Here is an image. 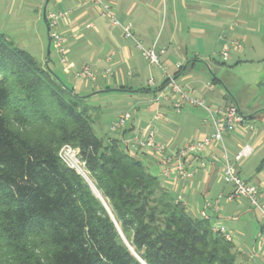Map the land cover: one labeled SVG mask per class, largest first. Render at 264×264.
Returning <instances> with one entry per match:
<instances>
[{"label":"crops","instance_id":"1","mask_svg":"<svg viewBox=\"0 0 264 264\" xmlns=\"http://www.w3.org/2000/svg\"><path fill=\"white\" fill-rule=\"evenodd\" d=\"M102 2L109 6L117 24L112 23L110 16L102 15V8L91 0H0V33L10 37L17 34L15 31L19 28L18 36L22 42L38 43L40 56L45 59L48 23L43 10L45 8L46 13L67 12L56 25V31L67 40L66 60L61 62L51 44L58 55V69L52 65L51 58L48 65L64 83L78 94L87 96L91 105L100 107L101 114L114 115L108 128L121 114H131L127 125L105 140L116 138L124 144V140L135 133L152 129L166 145L165 155H169L188 142L214 132L205 109L188 104L180 111L174 108L176 96L168 92L166 84L162 86L166 80L163 69L173 77L178 73L174 77L176 82L193 97L203 98L211 107L236 105L246 122L234 131L225 132L223 143H216L187 159V166L195 171L191 178L178 177L174 172L164 175L162 156L151 149L137 151V154L170 194L184 205L188 215L201 218V212L205 211L211 227L225 228L239 263L264 264L260 217L245 198L227 200L225 196L231 192V185L222 179L223 150L233 158L242 146L251 145L252 154L236 162L235 168L240 177L258 187L264 199V128L256 126L259 122L264 123V104H255L244 113L236 98L225 100V91H215L214 82L206 78L207 72L205 74L206 68L211 70L209 62L215 61L213 56L222 50L228 39H239L242 44L250 42L252 48L257 46L264 51V0ZM23 10L34 13L32 19L23 17L15 21ZM10 13L15 15L7 17ZM5 18L8 21L4 26L1 20ZM39 19L43 21L45 35L44 30L39 31L40 27L34 28ZM233 21L236 25L231 30L229 25ZM125 24L131 26L134 38L143 47L154 46L157 52L163 50L159 53L163 69L150 64L136 48L134 40L124 36L122 26ZM85 64L96 69L94 81L75 77ZM180 67L183 68L178 72ZM149 79L155 84L149 85ZM132 99L136 101L132 104V113L120 108V104L128 105L130 102L127 101ZM96 124H99L98 120L94 126ZM218 195H221L218 207L214 208Z\"/></svg>","mask_w":264,"mask_h":264},{"label":"trees","instance_id":"2","mask_svg":"<svg viewBox=\"0 0 264 264\" xmlns=\"http://www.w3.org/2000/svg\"><path fill=\"white\" fill-rule=\"evenodd\" d=\"M100 114L0 33V239L13 264H242L231 241L188 215L137 151L98 137ZM63 145L78 150L109 211L61 160Z\"/></svg>","mask_w":264,"mask_h":264},{"label":"built area","instance_id":"3","mask_svg":"<svg viewBox=\"0 0 264 264\" xmlns=\"http://www.w3.org/2000/svg\"><path fill=\"white\" fill-rule=\"evenodd\" d=\"M91 1L95 4H98L102 8V15H108L111 17L113 24L118 23L113 17L109 6L104 4L102 0ZM45 16L49 27L51 44L60 55L61 62H65V43L67 40L65 36L56 31V25L60 19H63L67 16V12H47ZM235 25V21L231 22L229 29L233 30ZM122 28L124 36L134 40L135 46L141 55L147 59L150 64L163 69L159 60V53H162L163 50L157 52L154 46L150 48L143 47L142 44L134 38L131 31V26L129 24L123 25ZM241 48L242 45L239 39H228V43L223 46L220 54L224 59H226L229 57L230 50H240ZM177 67H179V65ZM163 71L168 92L176 96L174 108L177 111H180L184 104H188L193 107L205 109L214 126V132L210 135H206L188 142L184 146L174 150V152L169 155H165L166 145L158 139L155 131L152 129L147 131H139L132 135L128 140H124V142L135 151L151 149L155 153L162 156L164 175L168 176L174 172L178 177L191 178L195 171L187 166V159L196 156L199 152L215 145L216 143H223L224 133L234 131L237 126L244 124L246 119L239 108L234 104L215 105L211 107L203 98L193 97L188 91L183 89L182 86L176 82L172 75L166 73L165 69H163ZM96 73V69L93 67V65L85 64L74 75L77 79L94 81ZM148 84L154 85L155 82L153 79H149ZM207 86L209 88L212 87L210 84ZM130 119L131 114L129 112H125L111 123L109 129L113 132L123 129ZM73 151L74 149H72L70 145H64L59 152V157L63 159L69 167L76 169V165H74L75 163L72 161ZM252 152V146L246 144L235 153L233 158H231L224 149L222 154V179L226 184L231 185V192L225 196L227 200L245 198L249 202L250 207L258 213L260 217L261 241L264 243V199L261 196L258 187L254 183L240 177L237 169L235 168L236 162L250 156ZM82 164L83 166L85 165L83 161ZM201 165H203V163ZM220 197L221 195H218L216 201L214 202V208L218 207V200ZM201 217L208 219L207 213L205 211L201 212ZM212 230L222 234L225 239L229 240V234L226 232L224 227H212Z\"/></svg>","mask_w":264,"mask_h":264},{"label":"rangeland","instance_id":"4","mask_svg":"<svg viewBox=\"0 0 264 264\" xmlns=\"http://www.w3.org/2000/svg\"><path fill=\"white\" fill-rule=\"evenodd\" d=\"M32 14L34 15V13L26 11L24 12L23 10L22 15H19V17L16 16L17 20L15 21H19V18L21 20L23 19V17H25V19L31 20L33 17ZM12 15L10 13L9 15H7V17H10ZM7 21L8 18H5V20H1L2 25H7ZM23 27H25V24H23ZM34 28H39V31L44 30L43 34L45 33L42 19H39V22L34 24ZM15 32L17 34H13V36L8 37L6 35L7 38L10 39L16 46L28 50L31 55L38 60L39 63L45 62L46 56L44 55L45 59H42V57L40 56V53L38 51V43L30 40V43L24 44L18 36L20 32L19 28ZM241 45L242 48L237 51L239 52L238 56L236 55L237 53H235L236 50L234 49L229 52V57L226 59H224L220 54L221 50L216 53L213 56V59L215 61H210V64H208L211 70H207L206 68L205 74L206 72L208 73V75L206 76L207 79H212L214 76L221 79V81L214 82L213 85L215 87V91H219L220 93H223L225 91L226 96L229 99L230 97H235L242 111L244 113H247L253 105L264 104V84H261V82L264 81V51L260 50V48H258L257 46H255V48H252L250 42L244 44L241 43ZM49 56L51 58L52 65H54L56 69H58V55L52 48V46L50 47ZM79 92L82 93L83 91L80 90ZM127 102L130 103L128 105H125V102H123L122 104H120V108H122V110H129L132 113V104L136 101L132 99V101ZM100 115L101 116L97 119L99 121V124H96V126H94L96 129V134L98 135V137H102L104 139L113 137L115 133L111 131L108 126L112 121L114 115H112V113L111 115L106 113ZM256 126L264 128V123L262 124L261 122H259L256 124ZM13 127L16 128L15 126ZM28 132L32 133L29 130ZM70 147L74 149L72 154V161L73 163H75L74 165H76L75 170L83 177L86 183L91 182L93 184L92 180L89 178L85 165L83 166L82 160L78 155V150L73 146ZM61 160L66 164L63 159ZM258 162L259 160L257 161V163ZM13 259L14 257L12 254V249L7 244H5L3 240L0 239V264H13Z\"/></svg>","mask_w":264,"mask_h":264},{"label":"water","instance_id":"5","mask_svg":"<svg viewBox=\"0 0 264 264\" xmlns=\"http://www.w3.org/2000/svg\"><path fill=\"white\" fill-rule=\"evenodd\" d=\"M46 11H45V8L43 10V17L44 19L46 20ZM47 33H48V44H47V51H46V60L44 62V64L47 66L48 65V62L50 61V46H51V39H50V36H49V27L47 26ZM89 185V187L91 188V190L94 192V194L99 197V199L102 201L103 205L105 206V208L109 211V208L108 206L106 205L105 201L103 200V198L100 196L99 192L97 191V189L95 188V186L91 183V182H88L87 183ZM124 238V237H123ZM125 240V239H124ZM125 243L128 245L129 249L132 250V248L130 247V245L128 244V242L125 240ZM136 255V254H135ZM138 257V256H137ZM139 258V257H138ZM140 259V258H139ZM142 261V260H141ZM143 264H145L143 261H142Z\"/></svg>","mask_w":264,"mask_h":264},{"label":"bare ground","instance_id":"6","mask_svg":"<svg viewBox=\"0 0 264 264\" xmlns=\"http://www.w3.org/2000/svg\"><path fill=\"white\" fill-rule=\"evenodd\" d=\"M82 174H84V173H82ZM86 178H87V177H86ZM131 248H132V247H131ZM131 251H132L133 253H135L133 249H132Z\"/></svg>","mask_w":264,"mask_h":264}]
</instances>
